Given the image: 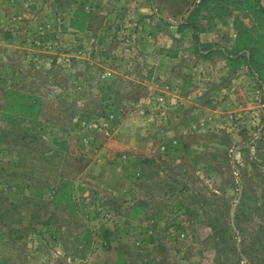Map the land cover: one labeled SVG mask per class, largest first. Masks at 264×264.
Segmentation results:
<instances>
[{
	"label": "rangeland",
	"instance_id": "1",
	"mask_svg": "<svg viewBox=\"0 0 264 264\" xmlns=\"http://www.w3.org/2000/svg\"><path fill=\"white\" fill-rule=\"evenodd\" d=\"M27 1L0 19V129L38 150L0 137L24 217L0 264H264V69L228 59L248 28L264 44L259 13L210 0L180 27L200 0Z\"/></svg>",
	"mask_w": 264,
	"mask_h": 264
},
{
	"label": "trees",
	"instance_id": "2",
	"mask_svg": "<svg viewBox=\"0 0 264 264\" xmlns=\"http://www.w3.org/2000/svg\"><path fill=\"white\" fill-rule=\"evenodd\" d=\"M207 1L210 0H200L199 4L197 5V7L194 8V10L191 12L190 16L187 18L186 21H184L181 25H179L180 27H184L185 25H188L190 20L194 19V17H196V15L198 14V10L200 9V7H202ZM226 2H232V3H236L238 2V4H243L245 3V6L247 8V10H253V15L259 13L262 22H264V6L261 5L260 0H217L216 3V8L218 10H223L225 9L224 7V3ZM76 18L74 20H72V26L78 28V29H86V30H90L89 29V24L87 23L89 17H91V15L87 12L85 13V11H81V10H77L76 11ZM82 16L83 22L78 21V17ZM162 22H164L167 25H171L172 23H170L169 21L165 20V19H161ZM255 26V25H254ZM253 26V28H254ZM252 31L251 28H248V30L246 29L245 31H243L244 33L242 41L239 42L238 47L240 48H246L249 53L248 55L246 54H239L238 52H236V54L234 55L233 59L232 57H228L229 60H233L234 62H236L237 64H240L241 61L244 62L245 64L249 65V66H253V67H258L259 70L257 71L259 74H261V70L264 69L261 66V58H262V54L264 53V44L263 43V39L261 40H257V39H252L248 36V32L247 31ZM253 31H256L253 29ZM255 43L257 44V46L252 47L251 44ZM9 92H7L8 94ZM4 95V98L6 99V102L2 108L3 112L1 114V119L7 122H12L14 123L15 118L13 117V115L10 114V110H12V108L9 106V100L8 97ZM19 106V101L16 102ZM25 107H27L28 111H30V113H36L39 109V98H37V96H35L33 99H30V101L28 103L25 104H21ZM14 112V111H13ZM52 118V117H50ZM18 130V131H17ZM30 135L31 138L30 140L26 141V140H22L25 136ZM38 136V133H32L31 129H17L15 127H12V130H4V129H0V137L1 138H9V137H16L20 140V142L18 143V145H20L19 147L17 146L18 150H17V155L19 157L20 160L24 159V156L27 154H30L31 151H33V149L35 151H37L38 149H35V146L30 147V145L32 143H35L36 138ZM63 150L67 149V145L64 143V145L62 146ZM30 149V150H29ZM46 162L49 163V160H46ZM64 162V161H63ZM63 166V163L61 165V167ZM0 171H6L4 167H0ZM12 175H14L12 173ZM64 174H59V176L56 178L58 179L57 182L59 184V188L57 190L56 193V199H62L65 198L66 201L69 203L68 205H70V211L74 214L75 212V208H74V204L72 201V198L70 196V190H71V181L70 179H67V177L63 176ZM15 176V175H14ZM14 195L10 194L9 192H2L0 191V200L5 199V201L2 203L3 204V209H0V229L1 230H5L6 228H9V234H14L16 233L17 237H20L21 235H18V232H20V228L22 227L21 223H22V219L24 218L22 213L20 212L19 206L18 204L15 202L14 200ZM32 197H30L31 199ZM28 198V200H30ZM36 201H42V199H37ZM7 203H11V205L13 206L12 211L10 208L7 207ZM29 204V203H28ZM36 213V212H34ZM34 216V215H33ZM212 227L213 230H215V227L212 225L210 226ZM211 229V230H212ZM212 230V231H213ZM214 233H216V230L213 231ZM5 235L7 236V233H5ZM12 236V235H9Z\"/></svg>",
	"mask_w": 264,
	"mask_h": 264
},
{
	"label": "crops",
	"instance_id": "3",
	"mask_svg": "<svg viewBox=\"0 0 264 264\" xmlns=\"http://www.w3.org/2000/svg\"><path fill=\"white\" fill-rule=\"evenodd\" d=\"M28 3L27 0H0V19H6L13 17H21L22 9L24 10V4ZM231 93L229 98H235V92L232 89L228 91ZM233 102H238L234 101ZM236 105V104H235ZM237 110V109H235Z\"/></svg>",
	"mask_w": 264,
	"mask_h": 264
}]
</instances>
